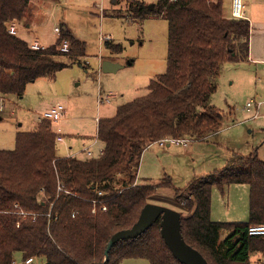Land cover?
Returning <instances> with one entry per match:
<instances>
[{
  "label": "trees",
  "instance_id": "1",
  "mask_svg": "<svg viewBox=\"0 0 264 264\" xmlns=\"http://www.w3.org/2000/svg\"><path fill=\"white\" fill-rule=\"evenodd\" d=\"M149 5L126 0L132 19L155 15L167 21L165 70L149 80L146 94L98 119L102 155L58 157L48 120L17 132L14 149L0 150V264H14L17 255L48 264H119L124 259L182 264L164 243L159 220L104 254L110 237L130 228L150 199L166 189L173 190L183 239L208 264H250L264 258V239L247 232L251 225L264 224V160L255 150L235 153L226 166L193 179L185 189L173 188L168 177L157 182L138 178L142 153L155 141L203 140L221 129L220 110L209 100L220 66L247 57L250 24L225 16L224 0H155L151 9ZM28 6L29 0H0L2 96L20 97L38 78L53 79L74 63L84 66L85 44L64 24L54 44L37 50L9 33L10 23L20 22ZM63 40L68 52L59 48ZM106 46L121 52L119 44L107 41ZM234 184L249 188L248 220L213 221L212 188L223 192ZM93 200L102 202L95 204V213ZM102 204L106 211L100 210ZM221 230L229 231L223 240Z\"/></svg>",
  "mask_w": 264,
  "mask_h": 264
},
{
  "label": "rangeland",
  "instance_id": "2",
  "mask_svg": "<svg viewBox=\"0 0 264 264\" xmlns=\"http://www.w3.org/2000/svg\"><path fill=\"white\" fill-rule=\"evenodd\" d=\"M138 1L147 4L155 2ZM230 9L229 3L227 15ZM61 24L66 25L75 39L84 42L85 58L81 61L84 66L74 63L58 71L53 79L38 78L26 86L23 98L6 100L0 111V150L14 149L16 133L34 130L38 115L60 102L67 111L64 115L67 119L52 122L54 132L62 135L66 145L72 141L77 145L90 143L86 147L96 152L102 145L95 139L94 115L100 118L113 116L117 106L146 94L145 86L149 80L165 70L167 21L155 15L141 20L132 19L126 0H115L114 5L112 0H29L24 18L16 22L15 27L17 36L28 44L38 39L40 46L47 47L56 42L58 35L53 29L60 28ZM107 41L119 44L121 52L115 54L111 47L106 46ZM112 57L117 58L123 67L115 73L102 72L101 61ZM243 64L242 61L225 62L220 66L216 90L209 103L220 110L221 129L203 140L190 139L187 147L181 144L148 146L140 160L139 173L142 177L153 182L168 177L173 188L185 189L193 179L226 166L235 153L246 155L257 149L258 158L264 160L263 121L238 123L247 117L244 108L250 99L254 98L262 104L260 111L264 114V99L251 94L257 85H262L263 76L250 71L249 77L239 78L249 67ZM251 76L253 81L247 82ZM98 89L104 94H115L110 103L100 104L96 100ZM78 133L87 135V138L78 137ZM62 147V144L56 145L58 154L62 153ZM234 188L245 191L242 193ZM150 204L173 210L177 207L173 190L168 189L152 197ZM211 209L217 221H228L225 220V213H230L240 219L232 222H246L248 186H227L223 192L213 187ZM19 261L21 257L17 255L15 262ZM33 264L44 262L42 258H35ZM119 264L149 262L145 259H124Z\"/></svg>",
  "mask_w": 264,
  "mask_h": 264
},
{
  "label": "crops",
  "instance_id": "3",
  "mask_svg": "<svg viewBox=\"0 0 264 264\" xmlns=\"http://www.w3.org/2000/svg\"><path fill=\"white\" fill-rule=\"evenodd\" d=\"M243 2H244V6H245L244 7V19L248 20V22L250 24V35H249V45H248L247 57L245 58V60H240V61L244 62L243 65H248L249 67L246 68V71L243 74H241L240 71H239V74H241V76H239V78L240 77L242 78L243 76L249 77L250 71H251V74H253V72L255 71L257 74L263 76L262 77V80H263L262 85L254 84V85H257V86L255 87L254 92H251V94H253V96L254 95L255 96H259V97L264 99V0H243ZM114 3H115V0H112V4L113 5H114ZM229 3H230V0H224V6H226V8H224V15L227 16V17H229V15H230V13H229V15H227L228 11H229ZM151 16L152 15H150V17ZM27 27H29V26L27 25ZM16 35H17V30H16ZM35 40L38 41V39H35ZM41 47H43V46H41ZM44 47H46V46H44ZM115 54H119V53H115ZM103 60H109V61L114 62L116 64H120L123 67V64H121L120 61L117 58H115V57L114 58L113 57L112 58H106V59H103ZM240 61H238V62H240ZM119 69L120 68H118L116 70V72ZM252 81H253V79H252V76H251L248 79L247 82H252ZM108 94L112 95V97L109 98V102L108 103H110V100L114 97L115 94H111L109 92L104 94V91H102L101 89L97 90V98H98V96H101V97L105 98ZM23 96H24V94L22 96H20V97L5 96V99L1 102L0 111H2L3 104L5 103L6 100H8V98H10V99H13V98L21 99V98H23ZM101 104H104V103H101ZM108 107H107V109H108ZM45 110H47V109H45ZM45 110H43V112ZM244 111L247 113V117L245 119H243L242 121L238 122V123H246L248 121L250 122V120H261V121H263V119L261 117L260 118H256V119H250L251 113L247 112L245 110V108H244ZM43 112H41L38 115V118ZM66 112L67 111L65 109L64 110V114H63V116H62V118L60 120L63 121V120L67 119V116L66 117L64 116L66 114ZM68 118H71V116H68ZM96 118L99 119L100 116L98 117V116L94 115V117H93V121L96 122V132H97V121H96ZM0 119H1V117H0ZM38 123H39V119H38ZM263 123H264V121H263ZM52 130H53V127H52ZM58 131H59V129H58ZM55 133L57 135H60L61 138H62L61 141H56V145L57 144H62L63 145L62 153L58 154L57 151H56L58 157H70V156L83 157V154H84L83 150L88 148L86 146H88L90 143L89 144H83V145H77V143L75 141H72V143L66 145V142L64 141L62 135L59 132H55ZM82 136L83 135H80L78 133V137H82ZM83 137L87 138V135H84ZM81 141H82V143H85L83 140H81ZM184 147H187V146H184ZM254 150L256 151L257 149H252V151H254ZM60 152H61V149H60ZM140 174L141 173H139V170H138V178H144ZM236 185H245V184H236ZM229 186H232V185H229ZM243 187H245V186H243ZM234 189H237V191L242 192V193L245 191L243 188H234ZM248 190H249V188H248ZM225 214H226L225 220H228V221H224V222H232L231 220H240V219H237L239 217H233V215L231 216L230 213H225ZM210 217H211V219L213 221H217V218L216 219L213 218V209H211V211H210ZM232 218H234V219H232ZM228 234H229V231L221 230L220 234H219L220 239L221 240L225 239Z\"/></svg>",
  "mask_w": 264,
  "mask_h": 264
},
{
  "label": "water",
  "instance_id": "4",
  "mask_svg": "<svg viewBox=\"0 0 264 264\" xmlns=\"http://www.w3.org/2000/svg\"><path fill=\"white\" fill-rule=\"evenodd\" d=\"M151 8L152 6L149 5V9ZM121 67L120 64L109 60L101 62V71L104 73H115ZM156 220H159L160 234L164 243L179 262L182 264H208L200 252L188 245L183 239L180 213L176 210L150 203L142 208L137 221L130 228L119 230L110 237L104 251L105 257L116 242L139 236Z\"/></svg>",
  "mask_w": 264,
  "mask_h": 264
},
{
  "label": "built area",
  "instance_id": "5",
  "mask_svg": "<svg viewBox=\"0 0 264 264\" xmlns=\"http://www.w3.org/2000/svg\"><path fill=\"white\" fill-rule=\"evenodd\" d=\"M230 5H231V9H230V15L229 18L232 19H244V3L243 0H230ZM16 23L15 22H11L8 28L9 33L11 34H16ZM54 32L58 35L60 33V28L58 27H54ZM30 47L32 49H42L43 47L40 46L39 42L37 40H35L34 42H32L30 44ZM60 50L62 52H68L69 50V43L67 40H63L62 43L60 44ZM112 95L108 94L105 98L98 96L97 101L101 104V103H105V102H109V98H111ZM5 99V96L0 95V103ZM262 104L260 102L255 101L254 99H250L248 102H246L245 104V110L247 112L251 113L250 119H256V118H262L264 121V114L261 113L260 109H261ZM1 107V105H0ZM64 106L60 103V102H56L54 105H52L49 109L45 110L40 116H39V121L42 120H48L51 122H56L59 121L63 114H64ZM96 121L98 122V118H96ZM96 140L97 137H95ZM62 138L60 135L56 134V141H61ZM190 141V139L188 138H163L160 140L155 141L152 144H158L160 146L164 145V144H181L183 146H187L188 142ZM151 144V145H152ZM84 156L87 158H91L94 156H100L104 153V149L103 147H99L97 149L96 152H93L89 147L83 150ZM58 190H61L60 187H58ZM99 195H101V193H98ZM102 202H97L96 200L92 201V204L94 205L93 209L91 210L92 213H95L96 211V205L95 204H100ZM101 211H106V207L105 205H101L100 207ZM20 214L25 215L26 213L24 212H19ZM248 234L251 236H259L262 237L264 239V224H255V225H251L248 227L247 230ZM35 261V257H28L25 260H21L19 262H14V264H33ZM250 264H264V258L262 259H254L250 262Z\"/></svg>",
  "mask_w": 264,
  "mask_h": 264
}]
</instances>
